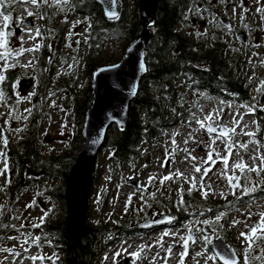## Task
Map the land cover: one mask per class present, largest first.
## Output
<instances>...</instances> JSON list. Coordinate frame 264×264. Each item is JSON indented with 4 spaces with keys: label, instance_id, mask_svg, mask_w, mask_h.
I'll return each mask as SVG.
<instances>
[{
    "label": "rangeland",
    "instance_id": "rangeland-1",
    "mask_svg": "<svg viewBox=\"0 0 264 264\" xmlns=\"http://www.w3.org/2000/svg\"><path fill=\"white\" fill-rule=\"evenodd\" d=\"M118 1L120 4L126 2L128 11L132 10V6L135 3V0ZM24 7L25 6H21L19 4L14 6V11H12V20L8 22V31L13 32L11 28L12 24H14L13 26L20 27L17 23L18 19L27 18ZM54 16V23L56 26H58L59 21H65L67 19L66 27L68 28L60 33L61 42L59 48L57 49L58 53L56 59L48 72V85L42 89L41 94L39 98L36 99L35 104H33L34 95L31 96L30 101L22 99L24 97H28L30 93L36 92V79L33 77L31 72L32 67H22L21 65L27 64V61L32 59L34 56L37 57L38 53H25L23 56L19 57V63L14 67V69H27L28 71L26 76L19 80L14 89L15 102L17 100V96L21 98V101L18 103V111H16L13 116H19L21 119H9L8 113L10 110L3 105L0 106V113H4V115L0 116V129L10 125L9 131L4 133V135L8 136L10 146H17L21 142H26L27 135L25 129L27 119L25 120L23 117H26L28 113L25 111V109L30 108L32 110V108H34V111L36 112L40 108L39 114L41 115L42 121L37 134V148L42 157L71 151L69 142L82 132V121L80 119H75L76 113L74 110L83 103L85 99L84 95L90 86V65H96V69L100 67L98 66V63H101V66L117 63L122 57L125 47L130 43H115L113 41L106 40L103 41L99 47L96 48V50L92 49L90 46H88L87 38L88 32L90 30L88 25H91L89 20L85 19L84 17L73 16L70 12L67 14L61 13L59 10H57ZM188 17L190 18V16ZM31 18L33 19V25L39 27V19H36L35 17ZM78 20L83 22L73 27V23ZM3 23V19L0 17V28L3 27ZM86 28L87 31H85ZM69 30L74 33L70 39L68 37ZM199 30L200 28L193 26L191 21H189L185 26L182 25L181 27V33L188 37V39L193 43L197 42L198 37L204 36L206 41L208 39L205 37V35L197 36ZM23 34L24 33L19 35L14 34L9 38L10 45L13 48L19 47L20 41L18 40V37ZM207 34L208 33H206V35ZM222 36L233 50L238 46V43H235L230 39V33L222 32ZM25 38L27 39V37ZM219 39L224 40L221 37H219ZM77 40L80 41L79 50H77ZM85 40L87 42H85ZM41 43L42 42L40 38L37 37L35 40H27V43L24 44V47H32L35 44ZM68 44H71V47L66 46ZM202 45L204 46L205 42L202 43ZM72 57H76V60L74 61ZM245 58L249 60L248 55H246ZM61 59H63V61H61ZM69 65H71V67H69ZM263 68L264 66H262V68L248 67L244 72L248 79L249 77H253L252 81L250 82L252 89L258 86L261 80H264ZM58 72L60 73L59 75H57ZM23 80H31L32 85L29 88H26L21 84V81ZM50 92H54L55 95L50 96ZM254 95L257 94L253 92L252 97ZM199 96L201 95H197V97L189 95V98H199ZM257 98L259 99L260 104H264V97L258 96ZM53 101H55L56 105L54 107L51 106ZM39 102L41 104H39ZM253 102L254 101L252 100L251 103ZM251 103L248 104L250 105ZM237 106L238 105L235 104H233V108H228L226 104L223 106L226 116V119L223 122L227 123L229 127L232 126L231 118L228 117L227 114L233 112ZM199 107L203 108V112H200L199 110L192 112H196L197 115L202 118L203 115L220 107V104L218 101H210L201 103ZM239 111L244 112V109H239ZM190 119L191 112L190 114H186L185 122L183 124L172 126L167 129L166 132L161 134L158 137V141L155 145H151L145 141L138 143L137 148L140 152L139 158L134 159V161H131L122 167V169L112 165L109 153H100L97 162H95L96 164L92 175L93 179L90 188L91 190L89 192V203L87 206V224H91L92 226L104 225L107 229L112 231L113 227L117 226L119 222H122L125 228H131L135 227L137 223L146 219L153 221L154 218L160 219L161 216L175 217L176 209H174V206L177 205V201L179 199L178 190L182 184L185 190L184 192L188 193L187 189L189 185L187 183H183V181L179 183L166 181L165 185L161 186L159 180L162 178V176L168 175L170 172H175L177 169H179L181 173L189 178L195 175L197 181H199L200 175L203 172V168L207 167V165H203V162L200 159L202 157L206 158V150L204 149L203 145L194 142L193 140H189L187 145L183 143L184 139L188 138L190 132L195 137V141H208V134L204 130L195 132L193 131L194 129H198L199 126L195 123V121L188 123ZM5 120H8V125H5ZM253 120L258 121V118L251 114L244 117V123H248L249 125L247 130H255V125L252 124ZM241 126H243V124ZM17 128H21L23 131L19 133L11 131V129ZM177 132L179 133V135L176 136L177 144L181 148H188L191 151V154L197 157V160L194 162L185 160L186 153L178 152L175 155V163H172L170 160L169 166L161 167L165 157V149L167 148L169 152H171L172 149L171 134ZM237 132H239V128L237 129ZM234 139L239 142H246L250 138L246 136H236ZM78 145V143H75L73 147L75 148ZM217 145L221 150L223 149V145H221L219 141H217ZM253 148L254 145L250 144L249 151L246 153L242 152L246 163H251L250 155L252 154ZM0 150H3L2 143H0ZM236 159L239 158L235 156L234 150L233 157L229 160V167H231V164ZM12 163V161L8 160L11 183L5 185L6 177L9 175L8 173H5L4 176H0V187L4 188V191H0V206H2L0 207V211L4 213L7 210V207L12 204L10 206L11 212L16 213V216L20 217V219H18L16 222L15 229H19L21 224H23L25 227L20 229L19 232L15 230V232L11 234L13 236H18L19 241L6 239L0 243V247L14 248L15 251L21 253V256L14 258L8 253L0 252V260H3L4 264H12L14 259L16 260V264H20L21 260L23 261V264H33L32 260L28 257L44 256L53 257V259H55L53 250L45 241L39 242L40 246L37 247V245L33 244L31 239H29V243L24 245V248H27L28 251H24L20 246L25 239V236H21L20 232H31L33 237H41L42 234L40 233L39 229L33 228L32 224H39L40 217L44 216L45 212H47V214L50 215V219L54 221L55 217L59 215V210L57 207L49 203L47 199L43 197L36 189L17 192L14 191L11 194L10 186L12 185L13 179L16 175V171ZM193 163L202 165L201 173L194 172L192 168ZM257 163L259 162L257 161ZM145 165H147V167H144ZM2 167L3 164L0 162V168ZM222 168V163L218 162L212 171L209 172L208 176L204 178L206 185L209 183L212 184V190L216 193V195L210 194L208 199L205 200L199 191H193L191 195L188 194L185 196L187 199H192L195 197L197 202H204V207L196 206L194 203V205L191 207V210L184 212L185 215L188 216L187 220L176 218V220L172 223L174 224L173 226H163L159 229L151 228L148 230V232L137 236H125V238L123 237L115 239L114 241H112V239H114L116 235L120 236L119 234H115L114 237L105 238L102 241L104 242L105 240L109 239L110 243L105 244L101 242L102 245L100 244L101 246H98L100 248L99 254L95 258L96 264H113L112 258L114 253L117 251H121L122 253L120 257L116 258L118 264H125L126 259H128L127 264H132V257L128 256L127 253H124L123 248H127L128 253H131L137 251L139 246L144 245L151 247H145L144 251L141 253V255L145 258L139 260L138 264H164L163 258L167 255L164 249H166L169 244H174L175 246L173 248V255L168 259V264H178L179 253L182 251V248L179 246V244H176V242L170 237H164L165 243L163 248H161L155 243V241L164 230L168 229L173 231L181 229L179 234L186 235V232L181 228V225L194 220L196 216L199 215V211L207 209L205 208L207 205H210L211 209H213L215 212H205L204 216H199V219L201 220L206 218H214L216 212L218 211H224L227 213L229 209L233 210L226 217L227 223L226 221H221L225 224V229L223 231L217 230V233L218 235L223 236L225 241H227L228 244L236 250L242 262L243 251L247 245L244 243L243 238L237 239V237L242 231L248 232L250 227L259 221V213L264 212V194L255 193L251 196L244 197L243 200L247 203H240V205H238L235 197L230 194L231 190L227 186V180L223 177H219L218 175V170ZM230 174L231 172H229V175ZM150 176L156 177V180L153 184L148 183ZM135 177L139 182V186L146 188V191L141 193V191H138L137 188L134 187V183L132 186L127 185V181L132 180ZM252 177L253 180L257 179L255 173L252 174ZM241 183H243V179H241ZM58 184V181L49 182L48 187L53 188ZM220 191H224L227 194V199H224L219 195ZM133 193H135V195L132 196L131 206L126 211L125 203L128 197ZM153 193H155L154 197L158 198L157 201L154 200L155 198L152 195ZM237 194L239 195L238 190ZM141 195H143V199H141ZM34 199L38 206L26 208V205L30 204ZM229 202H231V206L229 205ZM160 204L164 205V208L161 207ZM141 208H143V211H139ZM190 213H195L196 216L190 215ZM249 213H253V215H251L250 219H247ZM233 219L239 220L241 223L237 224L235 227H229ZM246 224L248 227L245 226ZM208 231L211 230L208 229ZM214 238L215 237H213V239ZM129 245H131V247H129ZM201 250L202 248L199 244L196 246H190L189 255L185 258V264H197V261H199V264H205L203 257H196L195 260L192 258L195 251ZM157 253H159V255H157ZM256 254H259L258 250L253 253V255ZM105 256L108 257L107 260L104 259ZM5 257H7L6 260L4 259ZM153 258H155V260H153ZM35 264H41V261L38 259ZM43 264H53V260L44 259ZM208 264H212V262L209 261ZM256 264H259V262H256Z\"/></svg>",
    "mask_w": 264,
    "mask_h": 264
},
{
    "label": "trees",
    "instance_id": "trees-1",
    "mask_svg": "<svg viewBox=\"0 0 264 264\" xmlns=\"http://www.w3.org/2000/svg\"><path fill=\"white\" fill-rule=\"evenodd\" d=\"M195 1L197 0H159L158 2L155 24L148 29L151 36L145 53L146 75L142 79L136 99L130 105L127 125L121 131L114 127L110 128L102 148L103 152L110 154L112 165L119 169L139 158L138 143L145 141L155 145L158 137L167 129L183 124L186 114L198 110V107L193 105L199 106L203 102L210 101H229L232 104L240 105L252 101V85L244 74V71L249 67L247 61L240 60L235 53L226 59V45L213 40L212 37L207 39L205 48L202 49L199 43L191 42L179 31L174 30L177 24L184 23L185 7L193 5ZM71 3L76 5L75 9L73 10L69 6L62 13L74 11L78 13L77 15L86 16L91 22L87 38L88 46L92 49L96 50L97 45L106 40L115 43L132 42L142 32V26L138 21V0H135L131 11L127 10L126 2L123 4L119 2L117 6L119 19H108L102 13L101 6L96 0H83L82 3L80 0H71ZM40 12L44 16V19L40 21L41 37L39 38L42 39V43L37 52L38 59L35 62V69H31L33 77L36 79L33 104L39 98L42 89L48 85V72L56 59L62 30L60 25L57 27L54 23L57 9L44 6ZM49 43H51L54 52L48 50ZM50 57L51 64L48 63ZM95 66L94 64L90 65V75L95 70ZM98 66H101V63H98ZM27 72V69L14 68L4 72L6 79L0 84V90L4 92L6 105L0 102V106L7 107L12 116L18 111L14 95L15 85L22 77L26 76ZM189 85L191 86L189 87ZM189 95L201 96L189 98ZM84 96L83 103L74 110L75 119H80L82 124L85 113L92 103L91 83ZM39 104L41 103L39 102ZM190 106H193L191 111L188 110ZM38 110L35 112L32 108L31 115H26V142H21L17 146H10L8 143L6 150L8 160L13 162L16 171L10 186V193L36 189L49 203L58 208L59 215L55 217V220L52 221L50 215L47 214L44 223L38 228L42 234L40 242H47L55 257H59V259H55V264H96L95 258L99 254L100 248L98 246L103 239L114 237L115 234L125 238V236L134 234L136 228H125L123 223L119 222L110 231L104 225L92 226L86 223L81 241L75 242L67 236L64 225L67 217L64 182L79 155L82 137L79 134L69 142L70 152L42 157L37 148V134L42 121ZM255 117L260 120L262 128L264 120L260 118L264 117V112L257 111ZM260 134L261 131L258 136H261ZM75 143L79 145L74 148ZM53 181H58L59 184L53 188L48 187V183ZM187 195L188 193L184 192L187 211L192 209L194 203L196 206L204 207V202H197L195 197L187 199L185 197ZM154 198L157 201L158 198ZM240 202H243V199L237 201V203ZM11 205L0 216V221L16 225L18 220L14 219L16 213L11 212ZM160 205L164 208V205ZM205 208L211 207L207 205ZM174 209H176V218L187 220L188 216L185 215L184 209L178 210V204L174 206ZM231 211L229 209L227 215ZM214 212L213 210L211 213ZM15 230V228H0V236L7 237ZM217 230L220 229L217 228ZM105 242L109 241L105 240Z\"/></svg>",
    "mask_w": 264,
    "mask_h": 264
},
{
    "label": "snow or ice",
    "instance_id": "snow-or-ice-1",
    "mask_svg": "<svg viewBox=\"0 0 264 264\" xmlns=\"http://www.w3.org/2000/svg\"><path fill=\"white\" fill-rule=\"evenodd\" d=\"M82 3L83 0H80ZM218 2L222 5H225L227 7V0H218ZM112 5H115L116 0H111ZM208 3L211 4V0H208ZM257 4H260V0H256ZM21 5L25 6L24 11L27 14V17H35L36 19H44V16L41 14L40 9L44 6L47 7H54L57 10L61 12H65L66 9L71 6V8L74 10L76 5L71 3V0H0V17L3 19V27L0 28V84H2L6 76L4 75V72L8 71L10 68H14L16 64L19 63V57L23 56L25 53H36L40 50L41 44H35L32 47H24V44L27 43V40H35L37 37H41V31L39 27L34 26L30 21H25L24 19H18L17 23L19 26H21V31L24 33L23 35H20L18 37V40L20 41L19 47L13 48L10 45V37L14 35L15 33L12 31H8L9 28V21L12 20V11H14L15 5ZM240 7L242 8V12L240 13V20L243 23L245 20V13L249 11L247 7L244 6L243 0H240L239 5H234L231 9L233 13V18L236 16V8ZM208 9H204V11H207ZM189 11H192V9H189ZM197 12L200 11L199 8L196 9ZM256 13L260 15V20L264 22V5L256 8ZM108 16L110 19H119V16L114 11H109ZM87 19V18H85ZM185 19H187V15L185 16ZM216 21L215 15L212 16L210 23H213ZM67 22V19L65 20ZM83 21H75L73 23V27L76 25L82 23ZM91 25H88V28H90ZM225 28L229 32L232 31L233 26L231 24H225ZM244 27L247 29L248 25L244 24ZM51 32V30H49ZM87 31V28L85 29ZM261 31H264V28H261ZM74 35V33L69 30L68 37L69 39ZM79 35V34H75ZM206 35V33H197V36ZM27 37V39L25 38ZM214 40L215 37H212ZM85 42H87L85 40ZM77 44V50H79V44L80 41H76ZM68 47H71V44L66 45ZM99 47V45H97ZM252 47L254 48H260L261 44L256 43L253 44ZM47 48L50 52H54L51 43L47 45ZM195 51V49H194ZM258 55L257 53H253V56ZM38 57L34 56L32 59H29L27 61V64L21 65L22 67H32L35 69V63L34 61L37 60ZM72 59L75 61L76 57H72ZM48 63H52L51 57L48 60ZM249 64L252 63L251 59L248 61ZM261 64L264 65V61H261ZM71 67V65H69ZM115 67V66H114ZM141 69H144V66L141 65ZM207 71V69H204ZM47 71V69H45ZM60 73L58 72L57 75ZM253 77H249V81L251 82ZM191 85H189L190 87ZM253 92H255L257 95H254L252 97L253 103L249 104H240L238 105L233 112H230L227 114L228 117L231 118V127L228 126L227 123H224L223 121L226 119L225 112H224V105L226 104L228 108H233V104L229 101H220V107L217 109H214L211 112H208L207 114L203 115L201 118L197 115L196 112H191V119L188 121V123H191L192 121H195V123L199 126L198 129H194L193 131H199L204 130L208 134V141H195V137L192 135V133H189L188 138L184 139L183 143L187 145L189 143V140H193L194 142L200 143L203 145L204 149L206 150V158H200L203 162V165H207V167L203 168V172L201 173V167L202 165H198L196 163L192 164V168L195 173H201L199 181H197V178L195 175H193L191 178L185 176L183 173L177 169L175 172H170L168 175L162 176V178L159 180V183L161 186L165 185L166 181H172L173 183H179L183 181V183H187L189 185L187 192L189 195L192 194L193 191H199L201 196L207 200L209 195H216V193L212 190V184H205L204 178L208 176L209 172L212 171V169L216 166L218 162L222 163L223 168L218 170L219 177H223L227 180V186L231 190L230 194L235 197L237 201L242 200L244 197L251 196L255 193H261L264 194V143L261 142L260 138L258 139L257 136L261 131V124L257 120H253L252 124L255 125V130H247L249 128L248 123H244V117L246 115H253L255 116L257 111L264 112V104H260L258 96L264 97V80H261L259 82V85L252 89ZM35 95V92L30 93L28 97H24L22 99L29 100L31 99V96ZM54 92H50V96H54ZM133 95H135V90H133ZM202 95V94H201ZM235 95V94H232ZM21 98L17 96L16 103H20ZM0 102L5 103L6 105V99L4 92L0 90ZM51 106H56L55 101H53V104ZM195 107H198V110L200 112H203V108L199 107L198 105H193ZM189 107V111H191V107ZM239 109H244V112H240ZM25 111L31 115V109H25ZM175 112V109H173ZM4 115V113H0V116ZM9 119L19 120L21 117L19 116H12L11 111L8 113ZM239 117V118H237ZM23 119H27V117H23ZM261 120H264V117L260 118ZM183 123V121H182ZM243 124V126H241ZM5 125H8V120H5ZM10 128V125L8 127H4L0 129V143L3 145V150H0V162H2L3 167L0 168V176H4L5 173H8L9 175L6 177L5 185L11 183V175H10V168L8 165V156H7V147L9 143V139L7 135H4V133L8 132ZM239 128V132H237V129ZM122 130V129H121ZM11 131L19 133L23 131L21 128L17 129H11ZM171 144L172 149L171 152L166 148L165 149V157L164 161L161 164V167L169 166V161L171 160L172 163H175V155L178 152H184L186 153L185 160L190 161H196L197 157L193 156L191 154V151L188 148H181L176 141V136L179 135V133H173ZM236 136H246L250 139L246 142H239L236 141L234 138ZM22 138V137H21ZM217 141L220 142L221 145H223V149L221 150L219 146L217 145ZM254 145V148L252 149V154L250 155L251 163H246L244 160V157L242 155V152H248L249 151V145ZM235 150V156L239 159L234 160V162L231 164V167H229V160L233 157V152ZM226 153V154H222ZM215 157V158H214ZM257 161L259 163H257ZM144 167H147L145 165ZM229 172L231 174L229 175ZM239 173V174H237ZM255 173V176L257 179L253 180L252 174ZM175 178V179H174ZM134 179V178H133ZM210 179V177H209ZM241 179H243V183H241ZM156 180L155 176H150L148 183L153 184ZM251 185V186H249ZM137 190L146 191L147 189L143 186H137ZM159 190V189H158ZM237 190L239 191V195L237 194ZM0 191H4L3 187H0ZM184 188L181 184L178 194L179 199L177 201L178 204V210L184 209V211H187V208L185 207L186 201L184 200ZM135 195L133 193L130 195L125 203V210L131 206L132 203V196ZM153 197L155 196V193L152 194ZM219 195L227 199V194L224 191H220ZM141 199H143V195H141ZM229 205L231 206V202H229ZM38 206L35 199L30 203L26 205L27 207H34ZM2 207V206H0ZM139 211H143V208L139 209ZM213 209L207 208L204 210L199 211V215L196 216L195 213H190V215L196 216V218L192 221H189L187 223H184L181 225V228L186 232V235H180L179 232L181 229H177L175 231L168 229L164 230L161 235L157 238L155 243L159 245L161 248L164 246V237H170L173 241L176 242V244H179V246L182 248V251L179 253V261L178 264H185V258L189 255V248L190 246H196L200 245L202 250L201 251H195L193 255V259L195 260L196 257H203L205 264H208L209 261L212 262V264H217V262H222V264H256V262H259V264H264V212H260L259 216L260 219L258 222H256L253 226L250 227L248 232H240L237 239L243 238L244 243L247 245L244 248L243 251V257L242 262L241 260L237 259V253L235 249L231 248L230 246H225L222 244L223 238L218 235L217 228L220 230H223L225 228V224L221 221H226L227 213L224 211H218L216 212L214 218H206V219H199V216H204L205 212H212ZM0 215H3L2 211H0ZM251 215L253 213H249L247 219L251 218ZM47 217V212H45V215L40 217V223L39 224H32L33 228H40L42 224L44 223V220ZM14 219H20L19 216L14 217ZM176 220V217H166L163 220H155L153 221V224H161V223H168L172 224ZM241 223L239 220L233 219L229 227H235L237 224ZM246 227L247 224L245 225ZM25 226L23 224L20 225L19 229H16V231H20V229L24 228ZM145 227H152L151 224H146ZM0 228H15L14 224H5L2 221H0ZM206 229H210L211 231H206ZM21 236H25V239L21 243V248H23L24 251H28L27 248H24V245L29 243V239H31L32 243L37 245V247L40 246V237L39 236H32L31 232L24 233L20 232ZM213 237L217 241H221L220 244H213ZM17 240L19 241L18 236L8 235L7 237L0 236V241L4 240ZM174 244H169L164 251L166 252V256L164 259V264H168V259L173 255V248ZM131 247V245H129ZM145 247H151L148 245L139 246L137 251L128 253L127 248H123V252L127 253L128 256L132 257V264H137V261L144 259L141 255V253L144 251ZM219 248H223L224 250H217ZM211 250V254H210ZM258 250L259 254L253 255L254 252ZM0 252L8 253L9 255L15 257L21 256V253L18 251H15L14 248H7V247H0ZM55 255V254H54ZM122 255L121 251H117L114 253L112 261L113 264H118L117 257H120ZM159 255V253H157ZM32 260L33 264L39 259L41 261V264H43L44 259H50L53 260V264H55V259H59V257H44V256H30L28 257ZM5 260L7 257L4 258ZM105 260L108 259L107 256L104 257ZM155 260V258H153ZM0 264H4L3 260H0ZM12 264H16V260L14 259ZM20 264H23V261H20ZM197 264H199V261H197Z\"/></svg>",
    "mask_w": 264,
    "mask_h": 264
},
{
    "label": "water",
    "instance_id": "water-1",
    "mask_svg": "<svg viewBox=\"0 0 264 264\" xmlns=\"http://www.w3.org/2000/svg\"><path fill=\"white\" fill-rule=\"evenodd\" d=\"M96 1L108 19H110L109 11H114L119 16L117 0L115 5H112L111 0ZM158 2L159 0H138V21L142 26L140 36L129 44L118 63L97 68L92 74L93 98L90 108L85 113L81 129L82 146L74 167L64 182V202L67 206V217L64 225L67 236L75 242H79L83 238L93 170L109 128L114 127L118 131L124 130L129 118L130 105L136 99L142 79L146 75L147 70H142L141 65L146 69V46L151 36L148 29L155 24ZM239 41L243 43V34L239 35ZM22 84L28 88L31 81L26 80ZM133 90H135V95H133ZM261 135V138H264V126ZM262 141L264 143V139ZM133 183L135 184L134 187L139 186L136 177L127 181L128 186H132ZM165 218V216H161L159 220ZM146 224L160 225L153 224L147 219L137 226L148 229L145 227ZM220 243L221 241L213 240L214 245ZM222 244L229 246L224 239ZM217 250L222 251L224 249L219 248ZM237 259H239L238 255ZM218 263L222 264L219 261Z\"/></svg>",
    "mask_w": 264,
    "mask_h": 264
},
{
    "label": "flooded vegetation",
    "instance_id": "flooded-vegetation-1",
    "mask_svg": "<svg viewBox=\"0 0 264 264\" xmlns=\"http://www.w3.org/2000/svg\"><path fill=\"white\" fill-rule=\"evenodd\" d=\"M244 6L249 9L247 13H245V20L242 23L240 20V13L242 12V8L237 7L236 8V16L233 18V13L231 11L232 7L234 5H239L240 0H227V7L225 5H222L218 2V0H211V4L208 3V0H197L193 3V5H187L185 7V13H184V26L191 21V24L193 26L199 27V33H208L205 35V37L209 38L210 36H214L215 38L219 39V37L223 38L222 32H228L230 33V39L238 43V46L234 48V50L228 45L227 41L221 40L223 43H225L227 47V51L230 54H234L238 56L240 60L249 61L246 57L248 55L249 59H251L252 63L249 64L250 67H261L264 66L261 64V61H264V31H261V28H264V22L260 20V15L256 13V8L264 5V0H260V4L256 3V0H243ZM18 5V4H17ZM16 6V5H15ZM199 8L200 11L197 12L196 9ZM189 9H192V11H189ZM204 9H208L207 11H204ZM78 13H75L72 11L73 16L76 17H84L83 14L77 15ZM187 15V19H185V16ZM215 15L216 21L213 23H210L212 16ZM190 16V18L188 17ZM25 21H30L33 24V19L31 17L23 18ZM60 26L62 27V30L65 31L68 27H66V22L61 20L58 22ZM225 24H231L233 26V29L231 32L227 30V28L224 27ZM244 24L248 25V28L246 29L244 27ZM12 24V30L16 35H19L22 33L21 26H13ZM19 26V25H18ZM9 29V28H8ZM244 34L243 40L244 44H241L239 42L238 35ZM200 41L201 48L204 49L205 47L202 45L204 43L205 39L203 37H198L197 41ZM259 43L261 44L260 48H254L252 47L253 44ZM257 53L258 55L253 56V53ZM247 59V60H246ZM264 70V68H263ZM39 111V110H38ZM147 232V230H140L136 227V230H134V233L136 235H140L142 233Z\"/></svg>",
    "mask_w": 264,
    "mask_h": 264
}]
</instances>
